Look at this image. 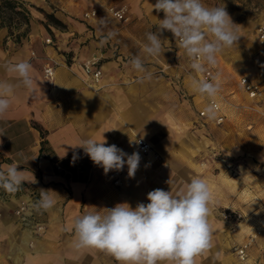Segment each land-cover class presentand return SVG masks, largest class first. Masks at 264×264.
<instances>
[{
    "label": "crops",
    "instance_id": "1",
    "mask_svg": "<svg viewBox=\"0 0 264 264\" xmlns=\"http://www.w3.org/2000/svg\"><path fill=\"white\" fill-rule=\"evenodd\" d=\"M20 1L25 2L23 6L29 13L26 36L16 42L6 28H0V81L16 85L10 107L0 117V171L18 164L26 176L19 187L51 190L56 203L40 211L39 221L44 223L45 231L34 235L23 229L13 215L22 193L0 196V264H118L99 250H75L73 221L90 212L106 214V208L118 203L127 202L133 208L140 202L147 204V193L158 188L171 190L174 195L180 192L192 178L200 177V138L180 134V117L173 114L171 81L149 64L154 59L142 52L147 41L101 43L103 38L93 40L96 32L53 10L54 0ZM27 3L53 14L66 29L44 26L43 14L29 9ZM94 6L98 8L91 2L85 10ZM98 16L85 22L90 25ZM48 39L51 45L46 44ZM172 39L178 47L174 36ZM135 56L152 73L150 81L139 82L144 74L131 66ZM159 57L170 66L171 54L162 50ZM91 60L99 61L102 69L97 86L82 69ZM20 61L32 66L31 92L15 73L6 70L7 65ZM47 66L54 68L52 80L44 77ZM103 136L107 145L115 144L129 155L138 152L135 142L142 138L159 159L138 152L141 160L135 176H128L125 164L119 171L120 183L115 185L113 171L105 174L82 148L75 147L81 140H102ZM222 179L226 181L225 176ZM210 208L212 246L196 258V264H237L232 247L246 240L245 225L240 223L238 232L227 231V225L233 223L221 219L214 204ZM255 226L264 228V222ZM261 248L264 238L251 250L258 264H264Z\"/></svg>",
    "mask_w": 264,
    "mask_h": 264
},
{
    "label": "clouds",
    "instance_id": "2",
    "mask_svg": "<svg viewBox=\"0 0 264 264\" xmlns=\"http://www.w3.org/2000/svg\"><path fill=\"white\" fill-rule=\"evenodd\" d=\"M153 9L162 11L164 18L159 19L155 32L150 30L146 34L143 52L147 56L162 54L164 40L161 34L167 30L190 59V67L203 72L205 66L214 67L217 55L239 39L225 7H208L202 0H156ZM100 23L106 26L104 18ZM116 35V32L108 31L101 43ZM130 64L144 74L139 82L152 79V73L145 69L139 56L131 58ZM31 67L28 61H20L7 65L6 70L15 73L20 83L31 92ZM15 87L7 81H0V117L8 111ZM191 88L197 94L215 98L221 84L217 77L193 79ZM204 112L208 119L214 120L217 117L216 104L210 103ZM75 147L82 148L105 174L123 170L126 164L128 176L133 178L140 165L138 152L129 155L115 144L107 145L104 136L102 140H81ZM25 180L24 171L19 170L18 164L0 171V188L8 193H15ZM50 191L40 190V198L32 206L35 211H47L55 205L56 200ZM147 200V204L140 202L135 208L124 202L106 208L103 215L90 212L77 217L73 221L72 247L75 250H99L112 256L118 264H196V258L212 246L213 230L209 217L213 193L206 180L194 177L175 195L171 190H152L147 193Z\"/></svg>",
    "mask_w": 264,
    "mask_h": 264
},
{
    "label": "rangeland",
    "instance_id": "3",
    "mask_svg": "<svg viewBox=\"0 0 264 264\" xmlns=\"http://www.w3.org/2000/svg\"><path fill=\"white\" fill-rule=\"evenodd\" d=\"M45 1L49 3L51 0ZM91 2L96 3L100 11L98 19L89 25L83 20L82 14ZM91 2L54 0L55 5L51 7L65 16L68 15L72 22L84 24L96 32L93 40L99 41L108 31L116 32L117 35L110 41L118 44L136 40L147 41L146 34L150 30L155 32L159 19L164 18L162 11L152 10V4H155L156 0ZM202 2L208 7H225L239 36L236 44L217 55V79L221 84L219 94L227 102L223 109L226 114L224 123L219 126L212 123H206L204 127L199 128L194 126L197 111L204 109V96L193 92L191 81L195 76L187 65L184 51L173 45V34L170 31L165 30L161 34V39L164 40L162 50L171 54L170 66L165 65L164 57L159 56L152 57L154 60L149 64L160 69L157 74L171 81L173 114L180 117V134L184 138H200V178L209 184L215 210L220 213L221 219L224 218V213L229 215L224 220L233 224L227 225V231L238 232V225L244 224L246 239L250 229L258 228L255 225L259 226L264 222V100H248L238 86V79L246 76L261 85L264 92V46L260 45L254 36L256 25L264 20V0ZM27 4L29 9L41 14L45 12L39 5ZM107 6H126L127 19H114L106 13L104 8ZM43 18L44 26L51 25L44 15ZM101 18L106 21V26H101ZM24 28V25L15 20L11 25L12 38ZM250 125L252 127L248 129ZM224 161L233 162L238 167L235 177L225 170ZM223 176L226 181L222 179Z\"/></svg>",
    "mask_w": 264,
    "mask_h": 264
},
{
    "label": "built area",
    "instance_id": "4",
    "mask_svg": "<svg viewBox=\"0 0 264 264\" xmlns=\"http://www.w3.org/2000/svg\"><path fill=\"white\" fill-rule=\"evenodd\" d=\"M20 10V9H18ZM106 12L111 15L114 19L123 21L126 20L127 8L126 6L121 7H107ZM98 8L96 6L91 7L83 12L82 17L84 21H90L98 16ZM254 36L256 41L264 46V20L260 21L255 29ZM175 39V38H174ZM176 42V41H175ZM46 44H52L51 39L46 40ZM190 59L188 58L189 69L194 74V79L199 80H210L212 77H217V67H207L205 66V71L196 72L190 67ZM84 73L90 78L93 86H97L102 77V69L99 65V61L91 60L87 61L82 65ZM44 77L52 80L54 77V68L52 66H47L44 70ZM238 86L241 92L250 100L251 102H260L264 98V92L261 85L251 81L246 76H241L238 79ZM205 103L208 106L210 103H215L217 106V117L214 120L207 118L204 109L198 110L196 113L195 127H204L206 123H213L216 126L222 125L226 119V114L223 111L224 105L227 103L218 93L215 98H209L205 96ZM251 108V107H248ZM136 148L138 152L142 155H151L154 159H159V155L154 151L153 147L144 139H136ZM119 148V147H118ZM264 152V149H263ZM225 162V161H224ZM225 170L235 177L238 173V167L233 162H225ZM113 175L116 178L114 181L115 185L120 183L119 176L120 172L112 170ZM17 191H20L23 198L18 202L15 209L13 210V215L15 216L18 223L23 229L29 230L34 235H40L45 231L44 223L39 221V214L33 209V204L40 198V192L31 189L30 187H19ZM16 191V192H17ZM11 193L6 192L3 188H0V196L10 195ZM1 217V214H0ZM224 219L229 217L228 214H223ZM264 238V228H253L250 229L246 240L241 244H236L232 247L233 255L237 261V264H258V259L254 257L251 253L252 248L257 246L260 239ZM32 246V243H29ZM262 256L264 257V249L261 248Z\"/></svg>",
    "mask_w": 264,
    "mask_h": 264
},
{
    "label": "trees",
    "instance_id": "5",
    "mask_svg": "<svg viewBox=\"0 0 264 264\" xmlns=\"http://www.w3.org/2000/svg\"><path fill=\"white\" fill-rule=\"evenodd\" d=\"M42 14L52 26L62 30L66 29V25L53 14H48L46 12H43ZM15 20L18 21L19 24L25 26L23 33L16 36V42H19L21 36L25 37L28 32L30 26L29 13L24 8L23 2L20 0H0V28H6L9 36H12L11 25Z\"/></svg>",
    "mask_w": 264,
    "mask_h": 264
},
{
    "label": "bare ground",
    "instance_id": "6",
    "mask_svg": "<svg viewBox=\"0 0 264 264\" xmlns=\"http://www.w3.org/2000/svg\"><path fill=\"white\" fill-rule=\"evenodd\" d=\"M171 37V36H170Z\"/></svg>",
    "mask_w": 264,
    "mask_h": 264
}]
</instances>
